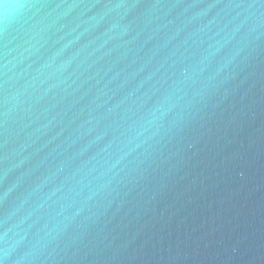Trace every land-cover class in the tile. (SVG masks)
<instances>
[{
    "label": "water",
    "instance_id": "obj_1",
    "mask_svg": "<svg viewBox=\"0 0 264 264\" xmlns=\"http://www.w3.org/2000/svg\"><path fill=\"white\" fill-rule=\"evenodd\" d=\"M0 264H264V0H5Z\"/></svg>",
    "mask_w": 264,
    "mask_h": 264
},
{
    "label": "clouds",
    "instance_id": "obj_2",
    "mask_svg": "<svg viewBox=\"0 0 264 264\" xmlns=\"http://www.w3.org/2000/svg\"><path fill=\"white\" fill-rule=\"evenodd\" d=\"M0 7H2V8L5 9V10H7V9L10 7V5L7 4V3L5 2V0H0Z\"/></svg>",
    "mask_w": 264,
    "mask_h": 264
}]
</instances>
